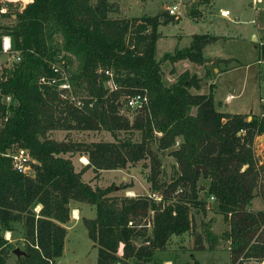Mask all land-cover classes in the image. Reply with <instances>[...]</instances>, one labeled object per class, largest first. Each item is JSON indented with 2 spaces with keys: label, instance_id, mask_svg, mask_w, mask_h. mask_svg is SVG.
<instances>
[{
  "label": "trees",
  "instance_id": "16d2710c",
  "mask_svg": "<svg viewBox=\"0 0 264 264\" xmlns=\"http://www.w3.org/2000/svg\"><path fill=\"white\" fill-rule=\"evenodd\" d=\"M114 6L109 0H28L10 24L0 26V35L8 34L21 52L0 80V114H7L0 128V264L3 253L13 249L3 231H14L16 223L24 241L19 263L52 264L62 253L70 199L94 206L95 215L82 218L97 248L94 264H146L171 235L192 228L189 206L204 208L199 178L207 179L205 189L228 224L223 237L231 264H264V209H248L255 195L264 201V162L253 149L254 138L264 135V117L218 111L210 92L189 91L200 80L187 70L171 83L162 79V62L204 64L202 47L218 37L193 34L188 46L155 59L157 26L177 20L176 14L162 10L117 18L109 15ZM57 57L68 65L79 105L59 99L54 86L39 82L51 75L48 61ZM137 93L145 101L132 109V118L120 114L123 98ZM6 95L8 104L1 102ZM54 129L106 130L114 139L47 137ZM122 130L137 131L140 139L119 138ZM177 139L169 152L174 178L159 183L160 160L151 147L162 152ZM17 147L28 151L33 176L13 168L6 153ZM68 152L86 156L82 169L75 171L71 159L62 156ZM143 158L150 159L148 180L151 190L159 191V201L146 194L114 196L112 185L82 180L87 168L98 173Z\"/></svg>",
  "mask_w": 264,
  "mask_h": 264
},
{
  "label": "rangeland",
  "instance_id": "374dc122",
  "mask_svg": "<svg viewBox=\"0 0 264 264\" xmlns=\"http://www.w3.org/2000/svg\"><path fill=\"white\" fill-rule=\"evenodd\" d=\"M109 1L115 4L109 15L117 18L152 16L162 10L168 12L167 7L174 6L178 19L157 26L159 35L155 43V59L165 52H173L175 48L188 46L193 34L217 35V39L204 47L202 55L209 59L215 57L224 58L222 60L230 59L231 66L217 74L211 68L206 69L195 62L181 61L171 66L168 61H164L161 64L162 70H165L163 81L169 82L165 75L168 68L173 67L176 71L187 69L190 73L194 72L201 77L202 81L196 89L199 92H210L218 111L234 110L237 112L240 110V112H246L247 115L259 111L260 100L264 101V0ZM8 5V10L16 7L13 3ZM220 8L229 10L228 16H221ZM11 21L12 18L8 14L0 15V23L10 24ZM55 40L58 43V35ZM74 64L75 61L72 60L69 65L74 68ZM227 93H231L234 97L230 104H225L223 100V96ZM128 116L132 118L131 111ZM116 134L119 138L130 137L132 141L140 139L139 133L134 130H122ZM46 135L57 140L71 139L84 142L114 139L106 130L54 129ZM178 140L175 145L162 152L155 151L154 145L151 147L152 152L157 154L160 160V173L156 177L159 183L174 178L175 162L169 152L177 147ZM253 149L260 162H264L263 137L254 138ZM80 155L78 152L62 154L71 159L75 171L82 169L83 163L87 162V158ZM83 173L82 180L89 182L92 186L112 185L113 189L110 194L114 196L159 195V191H153L150 188L149 158H143L134 163L128 162L120 169H105L98 173L90 169ZM197 184L201 187L198 195L204 208L199 205L189 206L192 228L180 235H171L166 245L162 249L155 250L146 264H231L229 243L223 237L228 224L217 212L215 198L205 189L207 179L199 178ZM259 190L260 188L257 187L254 192L257 193ZM74 206H80L79 215L78 211L73 208ZM248 206L250 210L264 209V201L260 195H255ZM35 207L33 211L38 210L40 205ZM67 208L69 219L64 223L66 233L62 253L53 259L52 264H94L97 248L92 246V241L88 238L87 229L82 222L83 217L88 218L95 215L94 206L89 203L79 205L75 203V200L70 199ZM75 211L76 216H74ZM13 226L14 231H12L10 241L13 249H7V252L3 253L2 264H20L13 250L24 249L23 230L20 223L13 224ZM3 235L9 237L6 231H3ZM139 242L140 240H137L135 243Z\"/></svg>",
  "mask_w": 264,
  "mask_h": 264
},
{
  "label": "built area",
  "instance_id": "2783aa9c",
  "mask_svg": "<svg viewBox=\"0 0 264 264\" xmlns=\"http://www.w3.org/2000/svg\"><path fill=\"white\" fill-rule=\"evenodd\" d=\"M27 0H0V15L8 14L12 19L15 17V11H19L23 8ZM13 3L16 6L14 9L8 10V4ZM13 10V11H11ZM168 13L170 15L176 14L174 6L172 8H168ZM229 10H221V16H228ZM8 25L7 23H0V26ZM0 80H5L12 70V66L14 63L18 62L21 57V52L18 49H14L12 46L11 38L8 34L4 33L0 35ZM48 66L51 68V75L48 77L41 76L39 78V82L45 84H51L55 87L58 97L61 100L74 102L76 105H79V101L74 96L72 92V86L68 82V73L66 68L68 67L63 61H59L58 57L55 60H49ZM107 74L108 72L105 71ZM109 86H113L112 82L107 81ZM10 97L8 95L3 96L1 102L8 104ZM145 101V96L142 93H137L132 96L123 98V103L120 108V114L128 116L129 112L132 109H137L140 107L142 102ZM7 114H0V128L6 123ZM9 157L12 159L13 168L16 171L33 176L34 168L31 165V159L28 155V151L25 148L17 147L14 151L9 152ZM262 185L264 187V181H262ZM155 201L160 200L159 195H150Z\"/></svg>",
  "mask_w": 264,
  "mask_h": 264
},
{
  "label": "crops",
  "instance_id": "0c3cea01",
  "mask_svg": "<svg viewBox=\"0 0 264 264\" xmlns=\"http://www.w3.org/2000/svg\"><path fill=\"white\" fill-rule=\"evenodd\" d=\"M28 1V0H27ZM221 9V8H220ZM222 10H226V9H222ZM226 17V16H225ZM193 18H200V17H193ZM217 36V35H216ZM191 40V39H190ZM190 42V41H189ZM189 42H188V45H189ZM155 43H156V41H155ZM207 45V44H206ZM206 45H204L203 47H202V52H203V49H204V47L206 46ZM203 54V53H202ZM1 57V56H0ZM204 57V56H203ZM207 61L204 63V64H201V65H203L204 66V68H206V69H208V68H211L214 72H217V74L220 72V71H222V70H225L227 67H229V66H231V62L228 60V59H226V60H222V59H224V58H220V57H215V58H211V59H209V58H206V57H204ZM181 61H189V60H187V59H179V60H176L174 63H170L171 64V66H175V65H177L178 63H180ZM222 61H224V62H222ZM221 66H223V67H221ZM162 69V68H161ZM184 70H187V69H183V70H181V71H176V69H174L173 67H171V68H168V71L166 72V77H167V81H169V82H166V83H171V82H173L174 81V79H175V77H176V75L178 74V73H180V72H182V71H184ZM162 71H164L165 72V70H162ZM188 71V70H187ZM189 72V71H188ZM190 73V72H189ZM194 73V72H193ZM193 73H191V74H193ZM163 76H164V74H163ZM199 77V80H200V76H198ZM200 81H202V80H200ZM199 85H200V83H199ZM195 88V87H194ZM194 88H190L189 89V91L191 92V93H205V92H199V90L197 91V89L196 90H194ZM194 90V91H193ZM205 94H207V93H205ZM224 102H225V104H230V102H231V100L234 98V97H232V94L230 93H227V94H225L224 96ZM214 99V98H213ZM214 105H215V102H214ZM221 112H226V113H241V114H247L246 112H240V110L239 111H234V110H231V111H221ZM249 113H252V112H249ZM248 113V114H249ZM252 114H256V115H260V116H263L264 117V101H262V100H260V104H259V111L257 112V113H252ZM259 137H263L264 138V135H258ZM80 156H82V157H86V156H84V155H80ZM87 162H85V163H83L84 165L86 164ZM91 168H87V170H90ZM86 170V171H87ZM86 171H84V172H86ZM83 175H84V173H82ZM82 175V176H83ZM75 203H79V205L80 204H82L83 202H79V201H75ZM73 208H75L77 211H78V215H79V213H80V206H74ZM78 218H79V216H78ZM63 226H65V224H63ZM65 229H66V227H65ZM6 233H8L9 234V237H6L5 236V238L10 242L11 241V236H12V232L11 231H6Z\"/></svg>",
  "mask_w": 264,
  "mask_h": 264
},
{
  "label": "water",
  "instance_id": "95a60500",
  "mask_svg": "<svg viewBox=\"0 0 264 264\" xmlns=\"http://www.w3.org/2000/svg\"><path fill=\"white\" fill-rule=\"evenodd\" d=\"M250 118V116L248 117V119ZM172 160L174 161V159L172 158ZM198 166V165H197ZM65 207H68V204H65ZM14 251V253L17 255L18 253H20L21 252V250L20 249H18V248H16V249H14L13 250Z\"/></svg>",
  "mask_w": 264,
  "mask_h": 264
},
{
  "label": "bare ground",
  "instance_id": "6f19581e",
  "mask_svg": "<svg viewBox=\"0 0 264 264\" xmlns=\"http://www.w3.org/2000/svg\"><path fill=\"white\" fill-rule=\"evenodd\" d=\"M76 214H77V212L75 211V212H74V216H76Z\"/></svg>",
  "mask_w": 264,
  "mask_h": 264
}]
</instances>
